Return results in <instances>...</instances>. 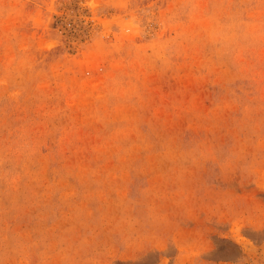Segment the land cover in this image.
Segmentation results:
<instances>
[{
	"label": "rangeland",
	"instance_id": "obj_1",
	"mask_svg": "<svg viewBox=\"0 0 264 264\" xmlns=\"http://www.w3.org/2000/svg\"><path fill=\"white\" fill-rule=\"evenodd\" d=\"M0 264H264V0H0Z\"/></svg>",
	"mask_w": 264,
	"mask_h": 264
}]
</instances>
